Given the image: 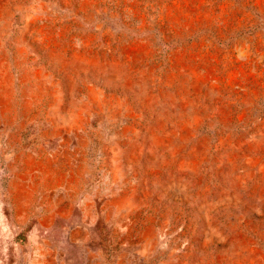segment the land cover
<instances>
[{"label":"rangeland","instance_id":"rangeland-1","mask_svg":"<svg viewBox=\"0 0 264 264\" xmlns=\"http://www.w3.org/2000/svg\"><path fill=\"white\" fill-rule=\"evenodd\" d=\"M0 264H264V0H0Z\"/></svg>","mask_w":264,"mask_h":264}]
</instances>
